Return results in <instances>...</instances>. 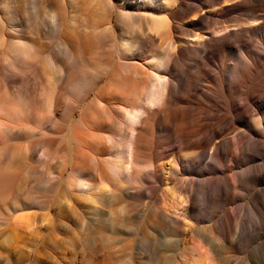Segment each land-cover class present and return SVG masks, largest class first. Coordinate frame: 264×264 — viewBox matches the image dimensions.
Masks as SVG:
<instances>
[{
    "label": "bare ground",
    "instance_id": "1",
    "mask_svg": "<svg viewBox=\"0 0 264 264\" xmlns=\"http://www.w3.org/2000/svg\"><path fill=\"white\" fill-rule=\"evenodd\" d=\"M179 3L186 10L202 11L189 38L175 36L181 9L172 8ZM218 4L214 0H0V224L9 219L12 226L15 218L27 228L49 231L57 213L72 201L89 199L90 207L104 219L106 199L118 192L133 188L132 194L141 195L155 178L168 185L174 172L200 174L190 168V160L174 172L152 160L161 147L197 143L192 140L200 127L197 119L189 120L184 107L176 105L185 80V68L176 54L209 37L233 33L242 39L264 32V0L255 4L246 0L220 10ZM226 15L228 19L222 20ZM13 23L21 28L18 33L12 31ZM237 30L240 33H234ZM121 33L133 39L139 50L150 48V53L130 58ZM246 43L217 45L221 56L236 61L222 64L224 70L234 67L231 77L223 73L216 77V90H229L230 98L238 89L264 81L259 70L264 38L259 44L262 50ZM147 58L154 61L145 63ZM177 76L181 79L175 83ZM237 121L231 133L239 129ZM226 130H216V137H223ZM158 131L166 134L159 137ZM244 143L239 137L237 149H244ZM215 145L216 155L228 151L229 147ZM196 210L190 191L184 194L167 186L162 207L167 219H184L189 233L194 227L186 217ZM221 229L222 237L185 240L181 263L226 264L221 251L218 263L201 254L208 248L219 251L226 240L234 246L244 239L240 222L236 236H231L233 223L223 222Z\"/></svg>",
    "mask_w": 264,
    "mask_h": 264
},
{
    "label": "rangeland",
    "instance_id": "2",
    "mask_svg": "<svg viewBox=\"0 0 264 264\" xmlns=\"http://www.w3.org/2000/svg\"><path fill=\"white\" fill-rule=\"evenodd\" d=\"M214 1L219 2L216 7L220 10L242 5L246 0ZM259 2L261 0H253L254 4ZM179 9L175 21L180 27L175 36L189 38L195 28L193 21L199 20L202 11L186 10L181 3L172 8L173 11ZM221 19L226 20L228 16ZM222 25L215 23L217 27ZM19 30L21 28L13 23L12 31L18 33ZM263 34L242 39H236L233 33L231 36L229 33L217 35L199 44L185 46L184 52L176 54L178 64L185 68V80L176 105L184 107L189 120L197 119L195 123L200 127L192 138L197 143L181 145L175 142L156 149L152 162L156 165L165 163L166 168L172 167L174 172L190 160V168L200 174L174 172L168 185L157 178L152 179L154 181L144 186L141 195L132 194L133 188L118 192L117 196L106 199L104 219L90 207L93 201L89 199L72 201L57 213V222H53L49 231L40 226L27 228L15 218L16 225L12 226L7 224L9 219L1 220L0 264H182L180 256L186 253L184 241L195 238L202 241L209 235L222 237L223 222L235 225L231 236H236V225L240 222L244 227V239L234 246L226 240L225 247L221 246L219 251L208 248L201 254L216 263L221 251L226 256V264H264V81L250 89H238L235 98H230L229 90L222 93L216 90V77L221 73L231 77L234 69L233 66L223 69L222 64L228 59L217 52V45L229 43L240 47L251 41L252 48L262 50ZM120 39L130 58L143 52L150 53V48L139 50L126 34L121 33ZM263 61L259 68L262 72ZM228 62L236 63L230 59ZM173 73L177 74L178 70L173 69ZM180 79V76L174 77V82ZM225 85H230L228 79ZM242 116L244 120L237 121ZM235 120L239 129L231 133ZM223 128H227L225 135L217 138L215 131ZM238 133V138L245 141L244 149H237ZM165 134L157 132L159 137ZM215 144L221 149L229 147L228 151L216 155ZM167 186L184 194L186 191L192 193L198 210L186 217L194 227L189 233L185 232L184 219L183 222L171 221L162 213ZM169 227L170 231L165 232ZM17 230L18 234L14 233Z\"/></svg>",
    "mask_w": 264,
    "mask_h": 264
}]
</instances>
